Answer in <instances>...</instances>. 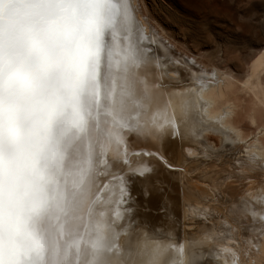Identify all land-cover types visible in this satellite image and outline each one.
Instances as JSON below:
<instances>
[{
	"label": "rangeland",
	"instance_id": "rangeland-1",
	"mask_svg": "<svg viewBox=\"0 0 264 264\" xmlns=\"http://www.w3.org/2000/svg\"><path fill=\"white\" fill-rule=\"evenodd\" d=\"M138 2L140 6L142 3V13L151 26L148 37H153L155 33L171 48L168 54H159L160 67L156 69L158 81L154 84L159 96L164 94V90L165 95L175 89L186 90L187 86L196 82L185 74V70L180 68L183 70L180 72V69L176 68L175 61L178 59L183 63H193L197 60L198 65L205 66L206 69L214 66L221 69L231 67L237 76L244 79L254 58L264 50V0ZM116 44V55L120 59L119 39H116ZM145 44L147 48H152V52L155 50L151 42ZM170 63L174 66L170 67ZM120 75L121 67L117 65L114 76L116 82ZM113 95L118 104L121 101L120 95L117 91H114ZM145 96L143 93L138 97ZM239 109L237 122L246 139L250 140L257 132L258 126L252 123L244 109ZM113 111L107 114L105 112L102 128L99 126L100 131L90 139L89 145L83 146V154H77V160L73 158L64 163L62 210L56 206L46 210L51 226H56L58 231L53 232L56 245H52V252L44 264H88L91 243L99 236L108 235L116 245L113 248L117 257L115 264H133L135 255L146 257L144 252L157 251L149 250L148 247L153 243L164 249L165 252L161 254L165 259L170 257V264L180 263L181 251L190 252V264L194 261L197 264L200 259L206 264H211L217 257V251L211 246L197 243L196 236L201 234L202 224L186 220L185 229L181 232L177 227L182 226V223H177L173 214L189 203L186 198L190 194L186 192L185 184H191L203 187L214 195L211 200L194 204L195 207L203 209L209 206L212 209L217 206L223 214L242 217L243 192L247 195L253 194L255 199L258 183L262 182L264 187V172L251 168L249 157H246L249 145L247 140L242 143L234 140L229 144L225 143L218 127L209 124L203 128L205 131L199 129L192 140L180 134L179 129L170 136L169 132L173 126H177L167 123L161 131L163 138L160 140L146 135L127 136V151H147L148 155L131 162L127 158L129 166L125 167L113 162L111 156L112 149H118L109 129L110 122L112 123L115 120L113 117L116 116V111ZM186 143L190 144L189 148L192 147L191 152L195 151L197 154V157H189L188 165L184 159ZM102 150L103 162H100ZM161 163L163 168L160 167ZM139 164L144 165L136 166ZM81 167L84 169V188L77 189ZM142 167L150 168L151 172L145 173L143 177L133 174L135 169ZM162 169L169 175L168 182L174 184L179 178L178 181L182 179L185 184L177 183L180 186L174 184L171 188L170 184L157 181L158 172ZM218 179L226 180L230 187H218ZM80 192L85 195L81 197ZM196 195L198 194L192 193L190 196L194 198ZM209 212L214 213L212 210ZM254 217L245 216L240 222L236 217L231 226L222 221L218 224L216 236L223 240L234 237L244 244L256 242L259 223ZM234 227L237 230L232 233ZM39 231L43 236L44 231ZM19 242L30 243L23 237ZM57 246L59 247L56 249Z\"/></svg>",
	"mask_w": 264,
	"mask_h": 264
},
{
	"label": "snow or ice",
	"instance_id": "snow-or-ice-1",
	"mask_svg": "<svg viewBox=\"0 0 264 264\" xmlns=\"http://www.w3.org/2000/svg\"><path fill=\"white\" fill-rule=\"evenodd\" d=\"M124 17L137 35L132 60L147 65L154 59L152 50L142 46L147 21L127 0H0V264H44L39 221L53 206L62 210L64 199L60 177L66 154L52 135L53 122L63 112L72 127H87L92 113L83 108L84 95L93 85L102 87L105 33ZM11 20L17 22L5 23ZM100 108L98 100L97 121ZM177 131L173 126L169 135ZM128 135L163 138L160 126L120 120L112 133L119 156L114 162L125 167ZM46 153L53 156L49 163ZM100 156L103 162V150ZM150 172L142 167L133 174ZM78 175L77 189L83 167ZM21 237L30 243H20Z\"/></svg>",
	"mask_w": 264,
	"mask_h": 264
},
{
	"label": "bare ground",
	"instance_id": "bare-ground-1",
	"mask_svg": "<svg viewBox=\"0 0 264 264\" xmlns=\"http://www.w3.org/2000/svg\"><path fill=\"white\" fill-rule=\"evenodd\" d=\"M125 2L126 0H120L121 4ZM127 2L137 5L140 14L143 15V7L141 8L142 3L140 6L138 0H127ZM143 17L145 18L144 15ZM145 20L147 24L144 33L145 39L143 40L142 46L146 47L145 43L148 42L154 45L155 50L152 52L154 59L152 62L147 65L145 63L135 64L133 62L131 48L136 44L137 35L134 31L131 32L128 19L126 17L122 18L114 29L105 33V45L100 60L101 67L99 69V81L102 87L97 90V87L93 85L84 95L83 108L85 112L91 111L92 113V116L88 119L87 127L80 130L72 127L70 119L64 115L63 112H61L62 115H58L53 122L52 135L59 141V146L66 154L65 163L73 158L76 159L77 154H83V146L89 145L90 139L94 138L95 134L100 131L99 126L100 129L103 126L105 112L107 114L111 110L116 111V116L113 117L115 120H113L112 123L110 122L111 125L109 127L111 130V137L120 120L135 118L141 125H147L151 129L160 126V131H163L165 124L173 123L180 130V134H183L185 138L191 140L195 138L199 129L205 128L206 124L215 125L224 137L225 143L229 144V142L233 140L239 143L247 140L242 128H240L237 122L240 114L239 108H241L246 111L245 113H247L252 123L258 126L257 132L254 133L250 140L246 141L247 144H249L247 150L248 156L246 157H249L251 168L264 172V50L254 58L244 79L237 76L235 71L231 70V67L221 69L220 67L214 66L211 69H206L205 66L200 67L198 61L194 58L193 60L195 61L193 63H183L178 59L175 61L177 65L176 68L185 70V74L187 73L190 79L196 82L187 86L185 88L186 90H172L168 93L169 95H165V90L164 92L161 91L164 94L159 96L157 94L158 90H155L157 86L154 85L156 81H158V71L156 69L160 67L159 54L161 52V54L166 55L171 51V48L165 41L156 36L155 33H153L154 38L148 37L151 26L147 18H145ZM16 22L15 20L5 21V23L9 25H14ZM125 33H127V35H125ZM116 39L120 40V59H118L116 55ZM117 65L121 67V77L118 79V82H116L114 78ZM173 66L174 65L170 63V67ZM181 69L180 72H183ZM145 76L146 79H144ZM169 77L168 75L167 78L169 79ZM114 91H117L121 97V101H119L118 104H116V99L113 98ZM143 93L146 94L145 97H138ZM62 94H67L66 88L62 87ZM52 100L55 103L56 97H53ZM98 100L101 108L97 121L95 112ZM241 113H243V110ZM203 131H205V129H203ZM207 132L209 131H206V133ZM184 145L187 148H185L184 159L185 164L188 165L187 160H189V157H197V154L195 151H193V153L191 152L192 147L189 148L190 144L186 143ZM146 154L148 155L147 151L142 153L139 150H130L127 151V158L129 162H131L138 157L141 159V157L147 156ZM111 156L113 162L117 161L119 159L118 149H112ZM52 159V153L45 154V163L51 162ZM142 165L144 164L136 166ZM160 167L163 168L162 163ZM168 177L169 175L166 174L165 169H162L158 172L157 181L168 183L170 187L172 185L174 186V184L177 186L185 184L182 179L178 181L179 178L174 184L168 182ZM211 180L210 182L212 183ZM217 181L220 184L218 187L221 186L225 188L226 185L229 186L226 180L218 179ZM63 182H65V177L62 174L60 177L62 191ZM82 184L80 187L84 188V184ZM185 185L188 194L197 193L198 195L194 198L188 195L186 199H188L189 203L178 213L175 212L173 217L177 223H182V226L180 225L177 227L181 232L185 229L186 220L197 221L202 224L200 230L202 235L199 234L196 236L198 238L197 243L211 246L212 249L217 251V257L211 264H241L242 261L243 264H264V187L262 186V182L258 183V193L255 199H253V194L247 195L246 192H243L244 205L241 208V214L243 216H236L239 218V222L243 221L245 216H255L254 219L257 218L259 223L257 227V232L259 234H257V241H251L246 244L234 237L223 240V238L216 236L219 230L218 224L220 222L225 221L231 226L236 217H231L232 215L225 213L223 214L218 210L217 206L212 209L209 206L203 209L198 208L199 206L195 207L194 204H200L204 202L203 200H211L214 195L212 196L207 189L203 187H196L191 184ZM211 210L214 213H210L209 211ZM46 215H48V213L45 211L38 226L39 230L44 231L42 237L48 257L52 252V245H56L53 239V232L57 230V227L51 226L49 222L50 217L48 218ZM163 216H165V214ZM170 216H172V214H170ZM47 230L52 234H49ZM232 230V233H234L237 229L234 227ZM113 243L114 241L109 235L106 237L99 236L94 239L93 243H91L88 264H115L117 257L113 248L116 245ZM58 247L59 246H57L56 249ZM148 248L149 250L157 249V251H152L151 253L144 252L146 257L140 254L135 255L132 259L133 264H167V262L170 264V261H168L170 257L165 259L161 254L165 252L164 249H160L155 246L154 243ZM108 249L111 250L109 251ZM180 254L181 261L178 264H190V252L181 251ZM192 258H194V255ZM46 261L47 259H45V262ZM193 264H196V262L194 261ZM197 264L206 263L200 259Z\"/></svg>",
	"mask_w": 264,
	"mask_h": 264
},
{
	"label": "water",
	"instance_id": "water-1",
	"mask_svg": "<svg viewBox=\"0 0 264 264\" xmlns=\"http://www.w3.org/2000/svg\"><path fill=\"white\" fill-rule=\"evenodd\" d=\"M59 115H62V114H59Z\"/></svg>",
	"mask_w": 264,
	"mask_h": 264
}]
</instances>
